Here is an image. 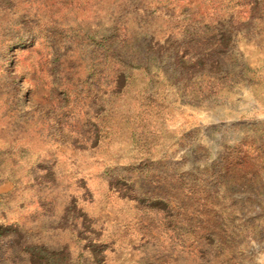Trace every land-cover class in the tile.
I'll use <instances>...</instances> for the list:
<instances>
[{
    "label": "rangeland",
    "instance_id": "1",
    "mask_svg": "<svg viewBox=\"0 0 264 264\" xmlns=\"http://www.w3.org/2000/svg\"><path fill=\"white\" fill-rule=\"evenodd\" d=\"M0 264H264V0H0Z\"/></svg>",
    "mask_w": 264,
    "mask_h": 264
},
{
    "label": "trees",
    "instance_id": "2",
    "mask_svg": "<svg viewBox=\"0 0 264 264\" xmlns=\"http://www.w3.org/2000/svg\"><path fill=\"white\" fill-rule=\"evenodd\" d=\"M106 50H107V51H108V50L112 51L111 49H106Z\"/></svg>",
    "mask_w": 264,
    "mask_h": 264
}]
</instances>
